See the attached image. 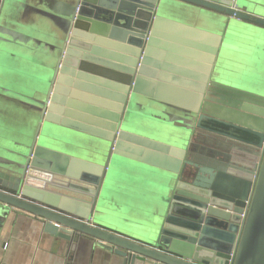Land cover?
Masks as SVG:
<instances>
[{"label": "water", "instance_id": "obj_1", "mask_svg": "<svg viewBox=\"0 0 264 264\" xmlns=\"http://www.w3.org/2000/svg\"><path fill=\"white\" fill-rule=\"evenodd\" d=\"M63 2L44 3L56 19L37 33L6 16L24 0H0L4 53L52 50L38 93L0 88L31 119L0 138V209L42 217L71 250L92 236L122 264H264V94L215 76L244 23L264 29V0ZM146 123L177 124L180 141Z\"/></svg>", "mask_w": 264, "mask_h": 264}, {"label": "rangeland", "instance_id": "obj_2", "mask_svg": "<svg viewBox=\"0 0 264 264\" xmlns=\"http://www.w3.org/2000/svg\"><path fill=\"white\" fill-rule=\"evenodd\" d=\"M24 1L26 2L27 0ZM27 2H29L30 6H26V3L25 7H23L24 9H19L16 12L27 10L28 13L23 12L22 14L29 15V21H34V26L28 21L30 28L34 29L37 33L52 29L53 23H51L52 21L48 20V18L53 20L56 17V12L35 11V6L39 2L41 4L40 8H45L42 0H28ZM19 6L22 7V5ZM5 7L7 6L4 5L2 7L0 4V24L2 23L1 12H5ZM8 8V12H14L10 8V5ZM40 8L38 10H40ZM29 9H33L35 12ZM13 23L21 28H28L22 20H14ZM27 30L31 32V29L28 28ZM258 30L264 29L244 23L243 29L237 30L233 34L234 37L231 44L224 45L222 48V54L219 59L220 62L216 66L217 73H215V76L238 87L264 94V32H258ZM27 43V41H21V44L15 45L14 48L10 47L13 54L20 55L19 60L7 56L5 57L2 54L3 46H0V60L7 63H0V88L6 87L12 91L15 89L17 90L14 92L16 95H20V91L24 90L28 95L33 96L38 93L39 86L41 82L44 81L43 78H41V74L49 67L50 62L46 64L45 60L50 57L52 50H42L40 46L34 45L35 42L31 41L30 43L37 47L27 48ZM46 43L47 46L52 44L51 41ZM42 44L44 43L42 42ZM46 52H50V54ZM246 65L249 66V71L244 70ZM30 73H32L33 76H31ZM2 75L5 76L7 82L3 81ZM18 79L22 80V82H19ZM9 97L10 96H7L6 98L4 95L0 96V112H3L2 114L0 113V138H7L8 135L23 131V129H25L24 127L28 124L26 120L29 116L24 108L27 105L22 102L17 104L12 101L9 102ZM18 104H20L21 107H19ZM142 117L152 122L156 120L155 115H143ZM30 121L31 119L29 118V122ZM157 125L159 126L156 127L146 123L145 132L153 135H157L160 132L163 136L159 137L163 139L172 142L180 141V138L178 139V134L181 133V131L177 124H172L165 128L161 123ZM156 129L159 131H156ZM63 146L64 147L60 148L65 149L69 153L87 156V153L80 152L79 147L75 145L65 144ZM133 172L138 173L135 171ZM154 175L158 176L160 173L156 172ZM127 180L128 183H126V181L123 182L127 185L133 183L136 189H144L147 186V182L150 181V178H146L145 183L141 180L138 181L135 177H128ZM133 200L127 203L133 205Z\"/></svg>", "mask_w": 264, "mask_h": 264}, {"label": "crops", "instance_id": "obj_3", "mask_svg": "<svg viewBox=\"0 0 264 264\" xmlns=\"http://www.w3.org/2000/svg\"><path fill=\"white\" fill-rule=\"evenodd\" d=\"M27 1H24L22 7L18 5L10 7L14 12H8L9 9H7L6 16L11 20H17L15 19L16 15L23 17L22 13L27 12V10L16 11L24 9L26 3V6H29L30 4ZM42 1L45 4L54 2L56 6L64 5L63 0ZM40 7L37 4L35 11L53 12L52 9H55H41ZM39 8L40 10H38ZM57 11L63 12L64 7H57ZM29 22L32 23L33 21ZM32 36L36 37V35ZM26 46L27 48L37 47L33 46L32 43ZM40 47L42 50H49V47ZM4 52L2 51V54L5 57L12 58ZM46 53L50 54V52ZM0 63L7 64L2 60H0ZM2 95L6 98L9 96L0 91V96ZM9 100V102L18 103L13 101L11 97H9ZM0 264H122V257L116 255L111 249L100 245L98 239L87 235H83L75 250H71L66 247L63 239L45 230L42 217L12 206L5 208V210L0 209Z\"/></svg>", "mask_w": 264, "mask_h": 264}, {"label": "flooded vegetation", "instance_id": "obj_4", "mask_svg": "<svg viewBox=\"0 0 264 264\" xmlns=\"http://www.w3.org/2000/svg\"><path fill=\"white\" fill-rule=\"evenodd\" d=\"M248 67H249V66H247V65H246V66H245V68H244V70H247V69H249ZM248 71H249V70H248Z\"/></svg>", "mask_w": 264, "mask_h": 264}]
</instances>
